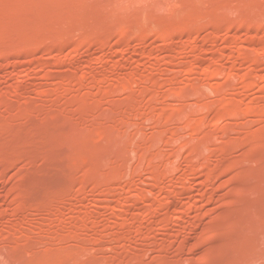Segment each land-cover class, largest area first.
Returning a JSON list of instances; mask_svg holds the SVG:
<instances>
[{"label": "rangeland", "instance_id": "rangeland-1", "mask_svg": "<svg viewBox=\"0 0 264 264\" xmlns=\"http://www.w3.org/2000/svg\"><path fill=\"white\" fill-rule=\"evenodd\" d=\"M263 58L264 0H0V264H264Z\"/></svg>", "mask_w": 264, "mask_h": 264}, {"label": "bare ground", "instance_id": "bare-ground-1", "mask_svg": "<svg viewBox=\"0 0 264 264\" xmlns=\"http://www.w3.org/2000/svg\"><path fill=\"white\" fill-rule=\"evenodd\" d=\"M257 35H258V34H257ZM260 35H261V34H260ZM221 36H222V35H221ZM251 36H252V35H251ZM257 37H258V36H257ZM223 38H225V36H224ZM242 39H244V38H242ZM220 40H221V39H220ZM224 40H225V39H224ZM224 40H223V41H224ZM249 40H250V39H249ZM258 40L260 41V39H258ZM241 41H242V40H241ZM243 41H245V40H243ZM256 41H257V40H256ZM261 41H262V40H261ZM244 43H245V42H244ZM253 43H254V40H253ZM257 43H259V42H257ZM262 43H263V42H262ZM255 44H256V42H255ZM260 44H261V43H260ZM261 45H262V44H261ZM249 46H250V45H249ZM255 46H257V45H255ZM258 46H259V45H258ZM251 47H253V46H251ZM259 47H260V46H259ZM255 48H256V47H255ZM260 50H262V48H261ZM261 58H262V57H261ZM261 58H260V56H259V59H261ZM263 59H264V58H263ZM260 178H261V177H259V180H261ZM263 182H264V180H263ZM257 183H258V182H257ZM261 184H262V183H261ZM173 185H174V184H173ZM262 185H263V184H262ZM260 186H261V185H260ZM261 187H262V186H261ZM262 189H263V187H262ZM258 191H261V190H258ZM263 191H264V189H263ZM201 192H202V191H201ZM259 193H260V192H259ZM196 194H197V193H196ZM263 195H264V194H263ZM206 198L208 199V197H206ZM253 198H254V197H253ZM199 199H200V198H199ZM199 199H197V200H199ZM254 199H255V198H254ZM254 199H253V201H251V202H255V201H257V200H254ZM256 199H257V198H256ZM261 199H262V198H261ZM201 200L203 201V198H202ZM199 201H200V200H199ZM194 202H195V200H194ZM205 202H206V201H205ZM195 203H197V201H196ZM195 203H193V204L195 205ZM200 203H201V202H200ZM209 203H210V202H209ZM186 204H187V203H186ZM191 204H192V202H191ZM191 204H190V205H191ZM201 204H202V203H201ZM253 204H254V203H253ZM206 205H207V204H206ZM258 206H259V204H258ZM261 206L264 207L263 204H262ZM167 207H168V206H167ZM190 207H191V206H190ZM253 207H254V206H253ZM251 208H252V205H251ZM251 208H250V209H251ZM256 208H257V207H256ZM256 208L254 207L255 210H256ZM167 209H168V208H167ZM170 209H171V208H170ZM260 209H261V207H260ZM263 209H264V208H263ZM252 211H253V210H252ZM262 211H263V210H262ZM190 212H191V211H190ZM201 212H202V211H201ZM201 212H200V213H201ZM257 212H258V209H257ZM257 212L254 211V212H253V215H254V213L256 214ZM205 213L207 214L208 211H207V212L205 211ZM205 213H204V214H205ZM250 213H251V211H250ZM263 213H264V212H263ZM200 216H201V215H200ZM203 216H204V215H202V219H203ZM250 216H251V219L255 220L254 218H252V217H254V216H252V215H250ZM261 216H262V215H261ZM197 217H198V216H197ZM197 217H196V218H197ZM256 218H257V217H256ZM197 219H198V218H197ZM251 219H250V220H251ZM259 219H261V218H259ZM259 219H257V221L260 222L261 220H259ZM200 220H201V219H200ZM250 220H249V223H250ZM253 220H252V221H253ZM262 220H263V219H262ZM252 221H251V223H252ZM257 221H256V223H258ZM254 222H255V221H254ZM261 222H263V221H261ZM181 224H182V223H181ZM187 224H188V223H187ZM189 224H190V223H189ZM196 224H197V223H196ZM183 225H184V224H183ZM185 225H186V223H185ZM251 225L253 226V224H251ZM254 225H255V227H256V224H254ZM261 225H262V223H261ZM181 226H182V225H181ZM186 226H187V225H186ZM197 226H199V225L197 224ZM200 226H201V225H200ZM247 226H248V225H247ZM252 226H251V227H252ZM190 227H191V226H190ZM249 227H250V225H249ZM253 227H254V226H253ZM182 229H183V228H182ZM192 229H193V228H192ZM201 229H202V228H201ZM251 229H252V228H251ZM254 230H255V229H254ZM257 230H258V227H257ZM251 232H253V230H252ZM258 232H260V231H258ZM261 232H262V231H261ZM250 234H251V233H250ZM248 236H250V235H248ZM248 236H247V237H248ZM252 236H255V234L252 235ZM252 236H251V237H252ZM256 236H257V235H256ZM261 236H262V235H261ZM251 237H250V238H251ZM250 238H249V241H250ZM261 238H262V237H261ZM252 239H253V238H252ZM254 239H255V238H254ZM255 240H256V239H255ZM263 241H264V240H263Z\"/></svg>", "mask_w": 264, "mask_h": 264}]
</instances>
